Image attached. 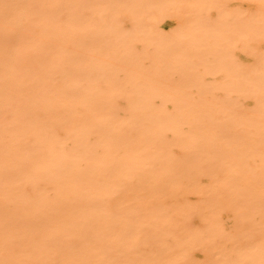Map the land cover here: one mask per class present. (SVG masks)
<instances>
[{
	"label": "bare ground",
	"instance_id": "obj_1",
	"mask_svg": "<svg viewBox=\"0 0 264 264\" xmlns=\"http://www.w3.org/2000/svg\"><path fill=\"white\" fill-rule=\"evenodd\" d=\"M0 264H264V0H0Z\"/></svg>",
	"mask_w": 264,
	"mask_h": 264
}]
</instances>
